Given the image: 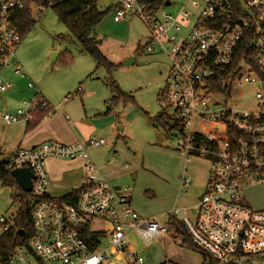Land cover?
Returning <instances> with one entry per match:
<instances>
[{"label": "built area", "instance_id": "1", "mask_svg": "<svg viewBox=\"0 0 264 264\" xmlns=\"http://www.w3.org/2000/svg\"><path fill=\"white\" fill-rule=\"evenodd\" d=\"M63 1L0 0V93L12 86L3 70L28 77L16 56L22 41L21 14L26 11L33 18ZM185 3L198 12L195 25L180 41L177 36L190 16L183 9L174 15L162 13V8L153 11L139 0L112 3L115 22L137 17L147 26L143 51L171 58L159 103L171 123L162 129L175 140L174 149L187 160L206 157L211 162L198 202L190 208H173L168 217L182 221L203 257L202 264H264V203L254 206L247 196L258 187L264 191V0ZM245 39L250 56L238 50ZM245 78L257 84L261 96L244 106L232 104V88ZM26 87L32 96L23 98L16 114L0 113L1 121L29 122L40 107L47 116L54 113L32 80ZM104 144V138L92 136L73 143L48 140L33 147L0 149V186L10 185L4 180L5 172L11 175L14 169L29 168L33 174L32 189L26 192L32 198L33 234L22 240L16 230L20 243L5 264H176L152 263L135 248V242L147 248L153 238H167L169 225L137 212L132 188L113 185L100 173L89 149ZM50 157L85 159L74 203L41 199L47 195ZM182 181V188L191 183L186 177ZM14 217L0 211V240L14 227ZM95 222H104L105 227L95 230ZM101 236L108 237L105 247Z\"/></svg>", "mask_w": 264, "mask_h": 264}, {"label": "rangeland", "instance_id": "2", "mask_svg": "<svg viewBox=\"0 0 264 264\" xmlns=\"http://www.w3.org/2000/svg\"><path fill=\"white\" fill-rule=\"evenodd\" d=\"M171 1L170 6L162 8V13L176 15L183 9L190 14L189 21L177 36L180 41L195 25L198 8L191 3L186 4L185 0ZM112 3L113 0H100L99 7L106 9ZM33 19L34 24L16 48V56L28 75L26 79H31L48 100L54 99L53 103L49 102L53 107L60 102L71 121L78 119L80 124L77 128L83 135L102 136L114 163L116 155L127 160L130 169L125 173L127 180L123 186L132 187L133 205L137 212L166 222L168 212L173 208L194 206L205 191L211 162L206 157L187 160L182 152L174 149L175 140L168 137L156 120L162 110L159 93L166 85L171 58L165 53L142 50L149 34L147 26L137 17L115 22L111 11L91 31L92 36L101 40L99 48L106 58L115 64L109 71L106 67H97L96 60L77 43L52 7L39 16L34 15ZM139 46L141 49L136 52ZM54 52L58 53L55 62ZM131 58L134 61L127 65L126 61ZM2 75L6 81L9 79L14 83L23 78L10 70H3ZM250 78L232 88V104L244 106L261 96L257 84L248 82ZM112 79L121 91L131 97L123 96L110 103L109 83ZM24 97L27 95L16 96L10 90L0 93V113L16 114ZM108 108H111L110 111ZM86 115H91L93 120H86ZM26 123L24 120L11 123L0 120V148H17ZM50 158L46 161L50 173L48 192L60 197L62 193L53 192L51 187H72L77 181L75 176L78 177V171H81L80 165L68 173L70 168L63 166L66 162H61L62 165L57 163L58 167L53 172ZM184 177L191 180L186 188H182ZM18 191L16 185L0 186L1 212L15 215L18 206L14 195ZM247 196L254 206L264 203V191L260 187L248 192ZM92 227L101 230L105 224L95 222ZM177 238L175 234L168 233L167 238H153L147 248H142V243L139 247L136 242L134 246L143 251L152 263L167 259L176 264H202V255L194 247L180 244ZM99 240L103 247L108 245V237L101 236Z\"/></svg>", "mask_w": 264, "mask_h": 264}, {"label": "trees", "instance_id": "3", "mask_svg": "<svg viewBox=\"0 0 264 264\" xmlns=\"http://www.w3.org/2000/svg\"><path fill=\"white\" fill-rule=\"evenodd\" d=\"M100 0H65L56 4L53 9L57 13L58 17L66 24L70 30L73 37L76 39L77 43L97 62V67H106L109 71L115 67V64L111 63L105 56V54L99 48L101 40L95 36L91 35V31L104 19V17L112 11V6L101 9L99 7ZM144 2L149 9L157 11L163 8L164 3L168 0H139ZM34 24V19L30 16L28 12H23L21 14V34L22 38L25 32L30 29ZM141 47L139 46L136 52H139ZM240 53L243 55H251L252 51L249 46V40L245 39L242 44H240ZM241 56V54H240ZM71 59V58H69ZM111 88L112 97L110 98V103L117 101L120 97H131L125 92L121 91L117 82L111 80L109 83ZM111 108H108L110 111ZM108 111V112H109ZM35 117L33 120L27 122V130L35 127L40 120L47 116V112L44 108H38L34 113ZM156 120L162 126L171 125L169 118L166 116L165 112H160L156 116ZM169 137V135H168ZM4 180L9 183L10 186L16 185L18 190L21 191L14 195V202L17 203L18 209L14 217V227L4 235L0 240V264H5L11 257L15 247L20 243L16 235V230L23 229L26 232L28 238L33 234V221H32V198L29 193L22 191V189L14 182L12 176L9 172L3 173ZM80 194V188L73 190L66 195L53 198L49 195H44L41 199L43 200H60L66 202L74 203ZM169 225V233H173L180 239L182 245L185 244L190 247H194L193 241L190 238L186 228L184 227L182 221L176 217H168L166 221ZM88 236V235H87ZM85 236V237H87Z\"/></svg>", "mask_w": 264, "mask_h": 264}, {"label": "crops", "instance_id": "4", "mask_svg": "<svg viewBox=\"0 0 264 264\" xmlns=\"http://www.w3.org/2000/svg\"><path fill=\"white\" fill-rule=\"evenodd\" d=\"M10 71H12V70H10ZM5 79H6V77H5ZM20 79H21L20 81H17L15 83L8 79V82H10L12 84L11 89H9L11 94H15L16 96L27 95V98L31 97L32 91H30L26 87V83H27L26 80L27 79L26 80H24L25 78H20ZM45 99L47 101L50 100L49 101L50 103H53V101H54V99L51 100L49 98V100H48L46 97H45ZM55 105H56V107L54 106V108H55L54 113L51 116H45L32 129L27 130V123H26V128L24 130L25 133H24L23 137L21 138V141H20L18 147L19 146L33 147V146L39 145V144H41L45 141H48V140H58V141L64 142V143H73L76 141L87 140L92 136H97V134H92V135H88V136L86 135L87 137L85 135H83L82 132L77 128V126H79V124H80V121L78 119H76L75 121H71L69 116L65 113V109L61 106L60 102L56 103ZM85 112L87 113V111H85ZM34 117H35V115H34ZM81 120H83V118ZM86 120H89V122H91L93 120V118L91 117V115L90 116L86 115ZM82 137H84V138L81 139ZM97 137H102V136H97ZM106 144H107V142H106ZM106 144H104L103 146H100V147L90 148L89 154L91 156V159L94 161V163L99 168L100 173L105 175V177L113 185L123 186L127 180L125 173L128 169H130L129 163L121 155H116L117 161L114 163L111 160L112 154L110 153V148H108V146H106ZM114 154H117V153H114ZM119 160H120V162H119ZM61 162H66L63 166H67V168H70L67 170L68 173L73 172V168L77 169L79 165H80L81 171H78V174H79L78 177L75 176L77 181H76V183H74L72 185V187H68L65 189L54 187V186L51 187V190H53V192H61L62 193V195H60V197L66 195L67 193H69L73 190L79 189L82 185L83 177L85 174V171H84L85 159L78 158V159H72V160H57V158L55 159L54 157H52V158H50V162H49L50 167H51L50 169H52V171L54 172L53 169L57 168L58 164L62 165ZM123 162L125 164L122 166ZM82 169H83V171H82ZM49 182H50V180H49ZM129 187H131V186H129ZM47 195H49L50 197H53V198H56V197L59 198V196H54L51 193H49L48 189H47ZM132 204H133V189H132ZM133 207H134V205H133ZM165 260H167V259H165Z\"/></svg>", "mask_w": 264, "mask_h": 264}, {"label": "water", "instance_id": "5", "mask_svg": "<svg viewBox=\"0 0 264 264\" xmlns=\"http://www.w3.org/2000/svg\"><path fill=\"white\" fill-rule=\"evenodd\" d=\"M170 1H166L164 3V6H169ZM53 62L56 61V57L58 56L57 52L53 53ZM134 59L131 58L126 61V64L129 65L131 62H133ZM11 175L15 178L17 184L25 191L29 192L32 189L31 179L33 177L32 172L29 168H17L12 170ZM17 234L21 236L22 240L25 238L26 232L23 229H18Z\"/></svg>", "mask_w": 264, "mask_h": 264}]
</instances>
